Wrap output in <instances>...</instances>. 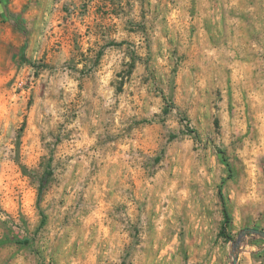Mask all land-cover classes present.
Here are the masks:
<instances>
[{"label": "rangeland", "instance_id": "1", "mask_svg": "<svg viewBox=\"0 0 264 264\" xmlns=\"http://www.w3.org/2000/svg\"><path fill=\"white\" fill-rule=\"evenodd\" d=\"M254 228L264 0H0V264H264Z\"/></svg>", "mask_w": 264, "mask_h": 264}, {"label": "water", "instance_id": "2", "mask_svg": "<svg viewBox=\"0 0 264 264\" xmlns=\"http://www.w3.org/2000/svg\"><path fill=\"white\" fill-rule=\"evenodd\" d=\"M251 231L255 232V233H260L264 236V231H261L259 229H250ZM234 264H237V259L234 260Z\"/></svg>", "mask_w": 264, "mask_h": 264}, {"label": "trees", "instance_id": "3", "mask_svg": "<svg viewBox=\"0 0 264 264\" xmlns=\"http://www.w3.org/2000/svg\"><path fill=\"white\" fill-rule=\"evenodd\" d=\"M225 216H226V223L230 222V214L227 210H225Z\"/></svg>", "mask_w": 264, "mask_h": 264}]
</instances>
